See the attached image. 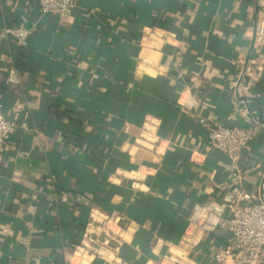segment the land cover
I'll use <instances>...</instances> for the list:
<instances>
[{
    "label": "crops",
    "instance_id": "obj_1",
    "mask_svg": "<svg viewBox=\"0 0 264 264\" xmlns=\"http://www.w3.org/2000/svg\"><path fill=\"white\" fill-rule=\"evenodd\" d=\"M23 20L26 46L8 32ZM152 31L174 45L143 48ZM0 100L18 122L0 264H218L232 178L200 118L264 121V0H80L66 17L0 0ZM240 164L264 198V128Z\"/></svg>",
    "mask_w": 264,
    "mask_h": 264
},
{
    "label": "built area",
    "instance_id": "obj_2",
    "mask_svg": "<svg viewBox=\"0 0 264 264\" xmlns=\"http://www.w3.org/2000/svg\"><path fill=\"white\" fill-rule=\"evenodd\" d=\"M79 2L80 0H39V6L43 16L54 14L66 17L79 5ZM36 30V25L28 27L27 20H23L19 26L9 29L8 32L14 35L18 45L26 46ZM175 40L169 31H152L143 37L142 46L160 50L165 46L174 45ZM9 80L18 81L14 77ZM200 125L206 129L209 146L228 156L229 162L225 164L224 169L232 178L226 202L230 215L227 222L229 239L227 244L216 253V262L264 264V198L252 197L245 192L241 185L244 172L240 164L242 153L260 135L264 121L256 119L249 127H241L229 126L218 120L202 117ZM17 127L16 120L6 117L5 106L0 100V160L9 151L8 136ZM117 219L112 215L102 224V229L112 230L111 225Z\"/></svg>",
    "mask_w": 264,
    "mask_h": 264
},
{
    "label": "trees",
    "instance_id": "obj_3",
    "mask_svg": "<svg viewBox=\"0 0 264 264\" xmlns=\"http://www.w3.org/2000/svg\"><path fill=\"white\" fill-rule=\"evenodd\" d=\"M4 104V103H3ZM5 106V105H4Z\"/></svg>",
    "mask_w": 264,
    "mask_h": 264
}]
</instances>
